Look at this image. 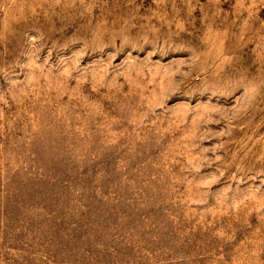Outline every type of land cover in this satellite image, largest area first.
<instances>
[{"label":"rangeland","instance_id":"374dc122","mask_svg":"<svg viewBox=\"0 0 264 264\" xmlns=\"http://www.w3.org/2000/svg\"><path fill=\"white\" fill-rule=\"evenodd\" d=\"M0 264H264V0H0Z\"/></svg>","mask_w":264,"mask_h":264}]
</instances>
